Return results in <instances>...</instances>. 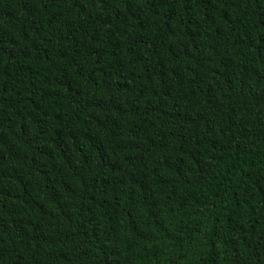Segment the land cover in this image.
Segmentation results:
<instances>
[{"label":"trees","instance_id":"16d2710c","mask_svg":"<svg viewBox=\"0 0 264 264\" xmlns=\"http://www.w3.org/2000/svg\"><path fill=\"white\" fill-rule=\"evenodd\" d=\"M0 264H264V0H0Z\"/></svg>","mask_w":264,"mask_h":264}]
</instances>
